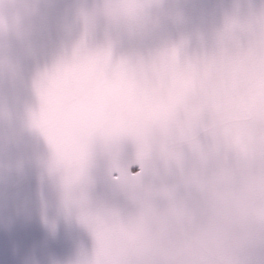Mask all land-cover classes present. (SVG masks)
<instances>
[{"label": "snow or ice", "instance_id": "1", "mask_svg": "<svg viewBox=\"0 0 264 264\" xmlns=\"http://www.w3.org/2000/svg\"><path fill=\"white\" fill-rule=\"evenodd\" d=\"M0 264H264V0H0Z\"/></svg>", "mask_w": 264, "mask_h": 264}]
</instances>
